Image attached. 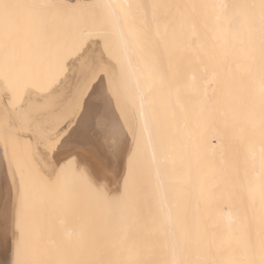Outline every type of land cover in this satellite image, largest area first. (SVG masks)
<instances>
[{
    "label": "bare ground",
    "instance_id": "1",
    "mask_svg": "<svg viewBox=\"0 0 264 264\" xmlns=\"http://www.w3.org/2000/svg\"><path fill=\"white\" fill-rule=\"evenodd\" d=\"M138 1L111 0V7H102L100 0H56L58 13L67 20L64 32L75 35L78 40L75 47L67 48L68 72L63 79L56 78L59 84L55 82V89L41 93V97H36V82L31 81L22 91L26 92V101L23 97V101L15 105L12 115L3 109L4 102L0 101V187L6 198L5 216L0 221V264L21 262L22 259L33 264L49 261L52 264L54 261L49 257H25L26 260L20 257V260L17 259L19 251H15V246H20L19 221L28 193L36 194L37 190L53 182L49 176H42L32 152L27 154L29 148L38 145L35 136L43 131L51 134L50 129L56 123L53 126L49 123L53 116L50 113L54 111L57 122L62 116L73 119L74 126L81 122L80 132L85 139L90 172L107 184V189H112L114 204L121 206L119 220L114 219L121 233V248L105 250L102 258L83 259V264H264V198L261 196L264 169L260 163L261 137L258 129L253 127L264 119V0H147L146 7L141 8L148 12V41L137 47L135 40L141 37L143 20L142 13L136 10ZM31 2L33 0H0V32L9 33L14 29L1 28L3 17H18L20 22L27 20V9L23 5ZM114 20L118 21V27H114ZM21 26L19 28L27 33V25ZM159 30L166 66L175 65L178 69L175 75L171 69L164 73V91L166 93L175 83L185 86V96H181L185 102L176 127L179 130L177 141L182 143L190 138L197 150L191 173L183 165L179 152L174 153L169 162L170 168L176 166L178 186H191L192 189L181 194L169 185L167 208L162 207L153 195L146 201L145 214L150 215L149 222L161 225L156 228L143 225L145 214L139 209L130 221L128 215L132 198L130 180L133 174L136 181L140 180L144 172L140 170L144 166L141 162L137 164L139 170L134 171L136 163L131 160V152L136 146L141 147L147 112L141 111L137 117L132 138L117 133L107 115L110 107L107 110L105 100L99 94L103 81V60L99 52L101 48L104 52L110 49L122 51L120 36L128 37L133 41L127 56L129 79L139 82L141 80L134 79L132 73L149 71L151 55L144 49L149 46L153 31ZM193 68L198 70L199 80H214L216 99L233 110L237 126L245 130L243 140L238 143L235 196L217 198L207 204L202 199L199 201L197 190H205L213 175L211 165L219 164L220 147L215 138L218 126L211 120L198 122L197 97L187 87L186 78L182 79L184 73ZM55 90L57 92L52 94ZM7 91L14 95L15 85ZM4 94L6 92L0 88V96ZM90 100H97V103ZM91 119H97L95 125L99 124L96 132L89 127ZM93 135L98 136V145L93 141ZM14 146L22 148H17L18 154L13 151ZM98 152L101 154L100 173L96 168ZM18 155L27 156L34 173L41 174L40 186L25 187V173L17 165ZM30 164L26 161L25 167ZM3 170L8 177H4ZM131 224L139 226L133 228ZM131 235L138 242L131 240ZM9 237L16 238L15 246L10 248L3 244ZM135 245L139 247L135 248ZM9 254L10 261H7Z\"/></svg>",
    "mask_w": 264,
    "mask_h": 264
},
{
    "label": "rangeland",
    "instance_id": "2",
    "mask_svg": "<svg viewBox=\"0 0 264 264\" xmlns=\"http://www.w3.org/2000/svg\"><path fill=\"white\" fill-rule=\"evenodd\" d=\"M146 2L147 0H139L136 6L137 12H141L143 16L140 37L143 44H146V41H148V12L141 8L143 5L144 8L146 7ZM6 7H9V5ZM12 7L16 8V6ZM18 7L20 6H17V8ZM3 18L6 19V21L3 19L1 28L5 29L6 27H12V29H14L9 33L7 31L5 32V30H2L0 32V41L11 46L13 49L19 50L27 38L26 31L22 28L20 29L19 27L20 25H22L21 27L26 26L28 21L22 20L20 22L18 17ZM65 21L67 23V20ZM152 34L153 36L151 41L148 42L149 46L146 47L145 45L146 49H144V51L149 52L151 55V67L149 70H151L154 74L161 76L162 81L158 82L150 89L145 88L143 97L140 96L138 89L144 88V81L141 80L139 82H134L133 80L129 79L127 59L128 54L125 56V54L118 49H110L107 50V52H104V49L101 48V51L99 52V55L102 56L103 60L101 68L103 81L99 86V88L101 87L99 94L102 95V98L105 100L104 105L107 110L110 107L109 113H107V115L114 123V128L121 137L132 138V134L137 125V117L140 115V112L143 111L146 113L149 108L158 110L160 101L166 94L162 83L163 80H165L164 73L167 72V69L171 68L166 66V53L161 45L162 34L160 33V30L153 31ZM67 51L68 50L66 49L61 53L60 66L57 69L56 78L63 79L69 70L66 65L67 63L65 62V59L68 56L66 53ZM64 54L65 56H63ZM63 60L64 62H62ZM132 60L135 62L136 59L134 60L132 58ZM1 75L4 76L2 77ZM17 81L18 84H14V82ZM31 81L36 82L37 89L34 91L36 97H41V93H45V90L40 86L39 76L22 77L8 70L0 72V88L6 92V94H4L5 96H0V101L4 102L2 106L5 111L7 110V113H10L11 115L12 113L14 114L15 105H19V103L23 101V97L24 101H26V92L22 93V91L25 89V87H29ZM56 83L59 84V82ZM12 85H15L16 91L13 92L14 95L8 94L9 92L7 91ZM176 85L178 84H171V86ZM184 90L185 86L182 85L181 96L183 97L185 96ZM56 92L57 91L55 90L52 92V94H55ZM51 100L52 102L54 101V99ZM184 102L185 99L181 97L182 105ZM179 111H182V109L177 108L175 112L176 127H178L177 123L179 119ZM163 131V128H161V132ZM174 135L176 139L179 138L178 129H175ZM18 147L19 146L13 147V151L15 153H17ZM140 151L141 147L136 146L135 150L131 152V160L136 163L134 171L139 170L137 165V157ZM24 153L25 150L23 151V154ZM26 158L27 163L30 164L31 160L27 156ZM22 168L24 171L23 173H25L26 176H24L26 181L23 183L26 185H24L26 188L33 189V186L38 187L40 184H42L41 174H35L31 164L30 166H24ZM172 169H174L176 177V166H173ZM140 170H144L142 178L136 181L135 186L129 190V194L132 196L131 203L128 206V211L131 210L130 213L128 212L130 217L129 221L135 216H133V214L137 211V209H139L142 214H145L146 201L151 199L150 196L152 195L147 168L145 169V166H142ZM74 174L68 178V181L70 179V182L67 184V186L64 181L61 184L53 181L48 187H43V189L41 188L37 190V193L35 192L36 194H34L32 191L28 193V198L23 204L21 218L19 221L20 231L18 241L20 242V246H15V251H19V256L17 259L21 260L20 257H23L24 260H26L27 257L40 259L49 257L50 260H54L52 261V264H83V259H91L92 257L102 258L104 257V253L106 251L110 252V250L115 251L121 248V246H119L121 245V233L116 227V221L119 220L120 217L119 213L121 212V206L114 204L116 202L111 196L112 189H107V184L96 179L97 176L94 178L93 173H90V179H79V182H76V178L73 177ZM64 178L65 177H63L62 180H64ZM86 188L97 190L103 193L104 199L100 201L91 199L85 190ZM174 189L176 190L175 186ZM65 200L70 201L79 207L81 212L77 216H69L66 222L60 223L56 226L55 243H53L49 240V237L43 227L41 208ZM40 201H42V204ZM29 203L31 207H28ZM149 216L150 215L146 214L143 216V218L146 220V223L143 225H146L145 227L155 226L156 228H161L160 224L154 225L153 223H150L149 219L151 218ZM114 219L117 220L115 221ZM131 226L136 228L139 225L131 224ZM143 229L145 230V228H142V230ZM68 230H71L72 233H67V235L66 232ZM142 230L140 229L141 232ZM133 237L134 236L131 235V240L135 239ZM135 240L137 241L138 239ZM135 246V248L139 247L138 245ZM143 248L144 247H141L140 249L142 250ZM149 248V246L146 247L147 250H149ZM146 249L143 251L146 252ZM45 260L47 261V259ZM33 263L34 262L32 261H23L22 259L21 262L17 261L9 264Z\"/></svg>",
    "mask_w": 264,
    "mask_h": 264
},
{
    "label": "snow or ice",
    "instance_id": "3",
    "mask_svg": "<svg viewBox=\"0 0 264 264\" xmlns=\"http://www.w3.org/2000/svg\"><path fill=\"white\" fill-rule=\"evenodd\" d=\"M102 7H111V0H100ZM27 9V38L19 50L13 49L0 41V72L12 71L18 76H39L40 86L46 92L55 89L56 73L60 66L62 51L68 47H75L78 40L75 35L69 36L64 32L65 19L58 13L56 0H33L23 5ZM75 22V21H74ZM114 27L118 21L114 20ZM121 49L125 56L133 46V41L128 37L120 36ZM137 47L141 40H135ZM90 47V45H89ZM175 75L178 69L171 67ZM133 78L144 81V88H139L143 97L144 89H150L162 77L151 70L144 73H132ZM214 75V74H213ZM187 87L197 97L196 108L198 122L211 120L218 126L215 137L219 141V164L211 165L213 175L207 181L205 190H197L199 201L207 204L221 197H233L236 194L237 184V156L238 143L243 140L244 128L237 126V118L233 110L226 104L216 99L217 93L214 80H199L198 70L193 68L184 73ZM182 85L169 86L165 96L161 99L158 110L149 108L145 114V134L141 140V151L138 162L147 168L151 194L159 199L162 207H168L167 188L174 185L176 190L183 194L191 186H178L174 177V169L169 167V162L174 153L179 152L183 165L191 173L196 157L197 145L190 138L182 143L178 142L174 131L176 129L175 112L183 108L181 103ZM261 137L260 163L264 169V119L258 125H253ZM163 128V132H161ZM136 176L130 180V190L135 186ZM89 197L100 201L104 199L103 193L85 189ZM264 198V188L261 190ZM28 207H31L30 203ZM3 208L2 187H0V210ZM81 209L70 201H60L41 208L43 227L49 240L55 243L56 226L66 222L69 216H77ZM27 246V244H26Z\"/></svg>",
    "mask_w": 264,
    "mask_h": 264
},
{
    "label": "crops",
    "instance_id": "4",
    "mask_svg": "<svg viewBox=\"0 0 264 264\" xmlns=\"http://www.w3.org/2000/svg\"><path fill=\"white\" fill-rule=\"evenodd\" d=\"M90 102L96 104L97 100H90ZM50 115L53 116L52 117L49 116V118L50 117L52 118L49 123L52 124V126L56 123L55 126H53V128L50 129L51 134H47L48 132L43 131L38 136H35L38 145L37 147L34 146L33 148L32 147L29 148L28 155L30 152H32L33 161L34 163H36L37 168L41 170L43 177L49 176V178H51L52 181L57 182L59 184H61L64 181V183L67 186V184L70 182V179L68 181V178H70V176H72L74 173H76L73 176L74 178H76V182H79V179L82 180L90 179V173H91L90 162L88 155L85 154V150H84L85 139H83L84 136H82L80 132L81 122H79L77 126L76 125L74 126L73 119H68L65 116L64 117L62 116L59 118L60 120L57 122L56 119L57 117L55 116L56 112L54 111L52 112V114L50 113ZM96 120L91 119L89 121V127L93 128L95 132L96 130L97 131L99 130L98 129L99 124L97 123L98 125H95V123L97 122ZM73 126L75 128H73ZM95 126H97V128ZM93 137L95 138L93 141L95 142V144L97 143L98 145L99 143L98 142L99 139H97L98 136L93 135ZM20 148L21 147H19V149ZM86 150H88L87 147ZM100 155L101 154L98 152L96 168L99 173H100V168L102 167ZM22 157L18 155L17 158V165L18 167L21 168L24 167L26 164V157L23 158ZM49 157H52V159L49 160L48 159ZM3 173H4V177L5 176L8 177L7 174L5 175V170H3ZM63 177H65L64 180H62ZM2 197H3V208L2 210H0V221L4 219L5 211H6V198L4 192L2 193ZM15 242H16V238L9 237L7 238V241L3 244L10 248L13 247V245L15 246ZM7 258H8L7 261H10V254L7 256Z\"/></svg>",
    "mask_w": 264,
    "mask_h": 264
}]
</instances>
